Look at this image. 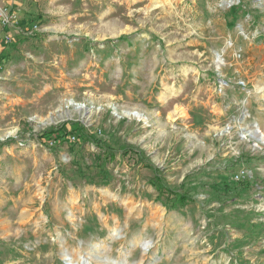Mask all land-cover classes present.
I'll return each instance as SVG.
<instances>
[{"label":"rangeland","instance_id":"374dc122","mask_svg":"<svg viewBox=\"0 0 264 264\" xmlns=\"http://www.w3.org/2000/svg\"><path fill=\"white\" fill-rule=\"evenodd\" d=\"M25 15L0 44V264H264V0ZM69 122L114 159L37 137Z\"/></svg>","mask_w":264,"mask_h":264},{"label":"trees","instance_id":"16d2710c","mask_svg":"<svg viewBox=\"0 0 264 264\" xmlns=\"http://www.w3.org/2000/svg\"><path fill=\"white\" fill-rule=\"evenodd\" d=\"M123 37L121 36L119 40H121ZM69 126L68 131H64L65 126ZM37 137L39 139L49 140L53 144L58 143L63 140H80L83 141L90 140L95 143L96 147L100 149V153L102 154L104 158V163L100 162V167H103V164H105L107 161L111 162L114 159L115 151L110 146H105L102 141L95 140L91 135H87L84 132L83 126L79 122H69L64 123L61 126L57 128H47L42 130L37 134ZM9 141H13L12 138H8L4 143H8ZM99 163V158L97 160ZM174 204L177 203H183V201L186 199L185 195H182L180 193L176 194L174 193Z\"/></svg>","mask_w":264,"mask_h":264},{"label":"crops","instance_id":"0c3cea01","mask_svg":"<svg viewBox=\"0 0 264 264\" xmlns=\"http://www.w3.org/2000/svg\"><path fill=\"white\" fill-rule=\"evenodd\" d=\"M26 0H0V44L25 23Z\"/></svg>","mask_w":264,"mask_h":264},{"label":"bare ground","instance_id":"6f19581e","mask_svg":"<svg viewBox=\"0 0 264 264\" xmlns=\"http://www.w3.org/2000/svg\"><path fill=\"white\" fill-rule=\"evenodd\" d=\"M77 108L80 110L81 116H88L87 114L90 113V110L85 108L83 105H78ZM68 264H77V263L70 259V260H68Z\"/></svg>","mask_w":264,"mask_h":264},{"label":"built area","instance_id":"2783aa9c","mask_svg":"<svg viewBox=\"0 0 264 264\" xmlns=\"http://www.w3.org/2000/svg\"><path fill=\"white\" fill-rule=\"evenodd\" d=\"M6 38V37H5ZM5 38H4V40H5Z\"/></svg>","mask_w":264,"mask_h":264}]
</instances>
